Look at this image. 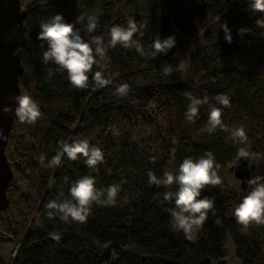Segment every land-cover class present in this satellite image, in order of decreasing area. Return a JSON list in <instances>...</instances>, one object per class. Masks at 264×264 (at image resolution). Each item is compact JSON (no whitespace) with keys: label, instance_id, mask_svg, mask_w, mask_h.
Wrapping results in <instances>:
<instances>
[{"label":"trees","instance_id":"trees-1","mask_svg":"<svg viewBox=\"0 0 264 264\" xmlns=\"http://www.w3.org/2000/svg\"><path fill=\"white\" fill-rule=\"evenodd\" d=\"M24 12L25 45L19 75L21 95H30L41 116L34 124L12 122L5 156L12 170L7 186L8 204L0 211V232L15 243L14 258L0 264H221L226 238L236 246L240 264H264V225L251 223L246 230L237 223L234 209L241 202L240 190L232 189L225 176L248 153L264 177V13L252 9V0H20ZM54 14L68 23L83 15L98 18L86 40L103 35L128 19L136 22L133 39L152 51L156 36L174 38L172 47L157 52L154 59L140 56L135 48H108L105 78L113 83L97 87L71 85L66 70L43 62L47 41L37 38L40 24ZM219 17V20H217ZM227 24L232 37L225 40L220 27ZM141 24H144L141 27ZM248 29L239 34V29ZM143 33V35H141ZM196 46L186 65L176 59L182 49ZM99 59V58H98ZM184 67H181V65ZM171 71L164 75L165 69ZM127 83V95L115 93ZM191 94V99L186 94ZM218 94L230 98V107L215 101ZM208 97L199 105L194 122L185 113L192 99ZM222 108L220 126L209 133V106ZM243 126L247 141L233 142L231 129ZM87 139L99 147L104 161L95 169L62 156L60 166H49L58 141ZM174 150V151H173ZM211 151L220 164V185H207L200 199L214 200V208L194 240L170 226L169 209L175 208L178 185L170 188L149 183L148 173L158 178L175 171L183 158L198 159ZM44 155L41 163L40 156ZM175 174V173H174ZM83 175L96 178V187L120 184L114 206L93 204L86 222H63L49 217V200L70 199L71 184ZM264 183V180L259 181ZM254 187V186H252ZM251 191L248 185L247 191ZM171 192L169 200L164 193ZM103 199V197H101ZM219 221V223H217ZM40 224V225H39ZM50 233H58L55 240Z\"/></svg>","mask_w":264,"mask_h":264},{"label":"clouds","instance_id":"clouds-1","mask_svg":"<svg viewBox=\"0 0 264 264\" xmlns=\"http://www.w3.org/2000/svg\"><path fill=\"white\" fill-rule=\"evenodd\" d=\"M252 9L264 13V0H252ZM87 24L83 29H77L76 24H82L85 20L83 15L78 16L73 23L65 21L62 14H54L48 20L41 22V31L37 34V38L47 41V50L43 52V62H53L60 69L66 70L68 80L76 88L83 89L88 87L89 76L95 65L99 70L95 71L93 80L97 87H105L113 83L111 78H105V69L107 64L102 60L107 59L108 48L116 47L118 44L125 48H135L136 52L146 58L154 59L157 52L164 51L174 44V38L168 37L161 41L159 36L153 40L150 45L152 51L146 52L145 47L140 42L133 39L134 33L138 31L136 22L128 19L127 26L114 24L108 29V41L105 42L103 35L91 36L85 39L80 35L83 30L86 34L93 33L98 27V18L95 15L87 16ZM219 20V17H217ZM256 24L264 27V20H257ZM144 24H141L143 27ZM225 33V40L231 43L232 37L227 24L220 25ZM248 29H239V34H244ZM143 35V33H141ZM99 58V59H98ZM181 67H184L182 64ZM170 69L164 70V75H168ZM130 86L127 83L120 84L116 87L115 93L121 96L127 95ZM191 99V94H186ZM16 101L15 115L20 122L34 124L41 116L38 103L27 94L14 97ZM215 101L222 107H230V98L225 94H218ZM208 97L204 99H192L185 113L188 121L194 122L199 115V105L207 104ZM5 112L12 111L11 108L5 107ZM222 108L215 105L209 106L208 127L207 131L211 133L215 127L220 126L222 130H229L221 119ZM0 138H3L0 132ZM231 139L233 142L247 141V133L243 126L231 129ZM59 148L56 155L49 161V166H60L62 156L75 161L79 156L84 157V163L95 169L96 166L104 161L102 150L93 145L90 146L87 139L72 138L71 143L66 141H58ZM174 151V150H173ZM241 157H247L248 153L242 149L239 152ZM41 154V163L44 160ZM220 164L216 162L215 156L211 151L206 152L198 159L191 157L183 158L175 171L165 170L161 177H157L153 172L148 173L149 183L157 186L170 188L173 184L178 185L175 193V208L169 209L172 220L170 226L173 230L182 231L187 239L194 240L196 232L202 228L207 220V214L214 208V200L198 198L201 191L207 185H220L221 177L218 175ZM175 173V174H174ZM264 177L257 176L247 181L251 187V191L247 192L241 199V202L234 209V216L237 223L247 227L255 222L257 225H264V183L259 181ZM254 186V187H252ZM121 190L120 184H112L106 188L96 187V178L90 175H83L75 180L70 188V199H66L61 203L49 200L46 208L49 210L47 215L59 218L68 223L70 220L84 223L90 215L92 205L98 204L103 206H114L116 197ZM173 194L171 192L164 193V199L169 200ZM103 197V199H101ZM219 223V221H217ZM55 240H59L58 233H50Z\"/></svg>","mask_w":264,"mask_h":264},{"label":"water","instance_id":"water-1","mask_svg":"<svg viewBox=\"0 0 264 264\" xmlns=\"http://www.w3.org/2000/svg\"><path fill=\"white\" fill-rule=\"evenodd\" d=\"M21 6L20 0H0V132L3 136L0 138V211L8 204L6 188L12 179V170L5 149L16 117L14 97L21 95L18 78L23 72L21 53L25 45V15ZM5 107L12 111L5 112ZM255 170L253 160L248 157L240 158L230 169V173L240 183V201L247 191V181L254 179Z\"/></svg>","mask_w":264,"mask_h":264},{"label":"rangeland","instance_id":"rangeland-1","mask_svg":"<svg viewBox=\"0 0 264 264\" xmlns=\"http://www.w3.org/2000/svg\"><path fill=\"white\" fill-rule=\"evenodd\" d=\"M193 44L185 46L182 51L177 55L176 59L183 61L184 64H188V55L195 48ZM227 183L232 186L234 190H240L239 194L242 192L240 189V183L234 176L230 173L225 176ZM40 225V224H39ZM15 243L8 238L6 234L0 232V258L6 263L10 258H14L15 254H13L15 250ZM236 246L233 244L231 238L227 236L225 246L223 248V254L225 255L221 264H240L237 255H235ZM212 264H217L212 262Z\"/></svg>","mask_w":264,"mask_h":264}]
</instances>
